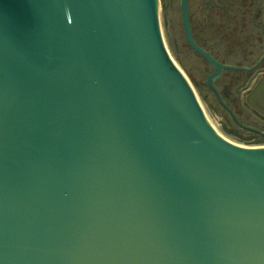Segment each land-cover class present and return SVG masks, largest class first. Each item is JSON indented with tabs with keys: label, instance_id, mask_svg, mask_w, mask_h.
Returning <instances> with one entry per match:
<instances>
[{
	"label": "water",
	"instance_id": "1",
	"mask_svg": "<svg viewBox=\"0 0 264 264\" xmlns=\"http://www.w3.org/2000/svg\"><path fill=\"white\" fill-rule=\"evenodd\" d=\"M228 134L161 0H0V264H264V144Z\"/></svg>",
	"mask_w": 264,
	"mask_h": 264
},
{
	"label": "rangeland",
	"instance_id": "2",
	"mask_svg": "<svg viewBox=\"0 0 264 264\" xmlns=\"http://www.w3.org/2000/svg\"><path fill=\"white\" fill-rule=\"evenodd\" d=\"M208 1L190 0L189 3L198 39L208 49L220 58L230 60L236 57V51L240 50L246 54L259 44L260 30L256 23L264 29V0H227L223 5L224 7L214 8L209 6ZM212 1L211 3L221 4L220 0ZM161 6L167 45L178 67L191 81L212 122L223 131L236 130V127L231 124L226 116H223L211 104L212 95H209L204 83L207 65L186 44L182 30L180 0H161ZM252 11H257L256 23L251 18ZM244 12L246 15H240ZM241 29L244 32L240 31ZM239 32L242 40L232 37L231 34H238ZM194 80L201 83V86L195 85ZM260 87H264V75H261L254 82L251 93L256 95ZM246 131H239L241 137L229 132L228 137L242 144H264L262 136H251Z\"/></svg>",
	"mask_w": 264,
	"mask_h": 264
},
{
	"label": "flooded vegetation",
	"instance_id": "3",
	"mask_svg": "<svg viewBox=\"0 0 264 264\" xmlns=\"http://www.w3.org/2000/svg\"><path fill=\"white\" fill-rule=\"evenodd\" d=\"M220 1L221 4H217L215 2L211 3L213 1L209 0L208 4L213 8L224 7L223 5L227 0ZM240 15H246V13L244 12ZM256 16L257 11H252L251 18L254 22L255 19H257ZM189 17L192 27V34L196 42L200 44V46H202L205 50L209 51L210 54L223 65L234 67L224 68L222 69L219 76L214 79H210V76L214 74L216 68L190 47L185 36L182 22V30L186 44L188 45L189 49L199 58H201L207 65L204 83L208 89L209 95H212L211 104H213L215 109H217L223 116H226L231 124L236 127L237 131L247 130L246 132H248L251 136H261L262 130L264 129V122L259 117V114L249 106L247 103V97L252 92V85L254 82L264 73V29L260 26V24L255 22L256 25L259 26L260 30V37L258 41L259 44L255 45V48L251 49L246 54H243L240 50L236 51V57L228 60L220 58L212 50L208 49L202 42H200L196 33V28L194 26L190 5ZM240 31L244 32L243 29ZM231 35L233 38L242 40L240 32L238 34L234 33ZM194 84L201 86V83L196 80H194ZM251 129H254V131Z\"/></svg>",
	"mask_w": 264,
	"mask_h": 264
},
{
	"label": "crops",
	"instance_id": "4",
	"mask_svg": "<svg viewBox=\"0 0 264 264\" xmlns=\"http://www.w3.org/2000/svg\"><path fill=\"white\" fill-rule=\"evenodd\" d=\"M262 75H264V73ZM248 96L249 106L259 114V117L264 122V87H260L256 95L250 93Z\"/></svg>",
	"mask_w": 264,
	"mask_h": 264
},
{
	"label": "trees",
	"instance_id": "5",
	"mask_svg": "<svg viewBox=\"0 0 264 264\" xmlns=\"http://www.w3.org/2000/svg\"><path fill=\"white\" fill-rule=\"evenodd\" d=\"M229 132H232V133H234L236 136L241 137V133H240L239 131H237V130H231V129H230ZM257 137H260V136H257ZM262 138H263V137H262ZM257 140H258V138H257Z\"/></svg>",
	"mask_w": 264,
	"mask_h": 264
},
{
	"label": "built area",
	"instance_id": "6",
	"mask_svg": "<svg viewBox=\"0 0 264 264\" xmlns=\"http://www.w3.org/2000/svg\"><path fill=\"white\" fill-rule=\"evenodd\" d=\"M262 133H264V129L262 130Z\"/></svg>",
	"mask_w": 264,
	"mask_h": 264
}]
</instances>
